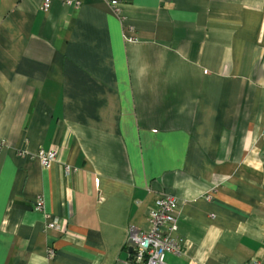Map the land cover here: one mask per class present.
<instances>
[{
  "label": "crops",
  "instance_id": "obj_1",
  "mask_svg": "<svg viewBox=\"0 0 264 264\" xmlns=\"http://www.w3.org/2000/svg\"><path fill=\"white\" fill-rule=\"evenodd\" d=\"M67 1L0 0V264H135L164 195L168 264H264V0Z\"/></svg>",
  "mask_w": 264,
  "mask_h": 264
},
{
  "label": "built area",
  "instance_id": "obj_2",
  "mask_svg": "<svg viewBox=\"0 0 264 264\" xmlns=\"http://www.w3.org/2000/svg\"><path fill=\"white\" fill-rule=\"evenodd\" d=\"M116 12L119 11L117 0H107ZM71 5L79 6L80 1L68 0ZM42 8L48 11L51 0H44ZM59 152L57 149L40 150L36 157L44 169H50L57 162ZM73 168L65 166L67 176L71 175ZM45 201L42 196L37 198L35 210L44 211ZM48 229H59V222H49ZM178 227V201L172 195H164L157 199L155 208L149 212V230L142 231L131 228L128 237V247L132 248V258L135 264H168V255H180L182 239L177 238ZM54 257V250L49 249V258Z\"/></svg>",
  "mask_w": 264,
  "mask_h": 264
},
{
  "label": "water",
  "instance_id": "obj_3",
  "mask_svg": "<svg viewBox=\"0 0 264 264\" xmlns=\"http://www.w3.org/2000/svg\"><path fill=\"white\" fill-rule=\"evenodd\" d=\"M130 252L132 253V248H130Z\"/></svg>",
  "mask_w": 264,
  "mask_h": 264
}]
</instances>
